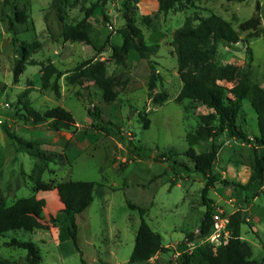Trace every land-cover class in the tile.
Masks as SVG:
<instances>
[{
	"label": "rangeland",
	"instance_id": "374dc122",
	"mask_svg": "<svg viewBox=\"0 0 264 264\" xmlns=\"http://www.w3.org/2000/svg\"><path fill=\"white\" fill-rule=\"evenodd\" d=\"M93 3L101 6L87 17ZM257 4L264 30V0H182L167 12L160 10L159 0H0V206L35 193L46 198L44 214L50 222L48 230L0 235V264H28L27 251L10 245L13 237L38 245L39 264H127L141 222L138 207L145 210L144 218L161 233L167 248L156 259L181 264L184 254L210 243L209 234L199 232L208 204L229 215L244 214L241 238L252 246L253 259L264 264V180L248 185L256 146L253 138L259 133L257 114L250 100L244 99L236 122L252 142L222 130L194 145L199 153L216 152L211 171L216 184L204 199L207 180L186 155L187 133L195 132L201 116L213 109L190 99L177 100L183 82L173 46L175 30L189 17L216 13L238 28L255 14ZM18 11H25V21L16 20ZM132 18L144 31L146 44L157 49L148 58L133 50L127 64L118 65L111 46L122 43L118 30ZM83 19L90 43L67 36V27ZM11 21L17 43L12 40ZM19 60L24 70L15 79ZM85 60H92L90 66L103 62L108 74L128 80L117 87L114 101L106 102L102 89L77 69ZM216 61L249 66L251 80L264 87V31L237 43L220 44ZM48 63L64 73L60 96L42 86L43 66ZM150 65L159 78L152 90ZM219 83L227 88L234 84ZM28 105L39 111L62 106L73 114L75 127L52 130L47 123L25 121L19 113L26 112ZM96 106L100 119L88 113ZM101 121L117 126L105 132ZM170 151L175 153L172 159ZM38 178L47 184L95 182L94 201L77 216L78 247L66 238L68 222L57 189L36 190ZM222 179L243 186L225 185Z\"/></svg>",
	"mask_w": 264,
	"mask_h": 264
},
{
	"label": "trees",
	"instance_id": "16d2710c",
	"mask_svg": "<svg viewBox=\"0 0 264 264\" xmlns=\"http://www.w3.org/2000/svg\"><path fill=\"white\" fill-rule=\"evenodd\" d=\"M181 1L159 0V8L161 11L167 12ZM97 6L101 5L93 3L86 10V16L89 17ZM26 19L27 14L25 11H18L16 20L23 22ZM148 19L149 17L145 16L144 20ZM87 26L85 19L74 27L68 26V38L73 41L84 40L90 43L91 38L86 31ZM10 29L13 32L12 40L17 43V31L14 28L13 21H11ZM263 31L259 4H257L255 14L240 22L238 28H235L230 21L221 15L213 13L209 16L189 17L174 32L173 46L177 56L179 74L183 82L177 100L190 99L213 109L211 113L201 116L200 125L195 132L187 133L189 148L186 155L194 161V170L207 180L206 186L202 190L204 199H206L209 188L216 184V176L211 174L216 152L199 153L195 150L194 145L199 140H206L218 135L222 130H228L237 139L252 142L246 132L240 130L236 122L242 111V102L247 98L257 114L259 129V133L253 138V143L256 146L254 148L253 169L248 185L253 184L255 181L264 180V87L251 80L249 66L241 68L236 65H222L216 61L220 44L237 43L244 39L260 36ZM118 32L121 34L123 41L121 44L111 46L112 58L118 65H126L128 56L133 50L142 58H148L157 49V46L146 44L144 31L134 18L129 20L127 26L119 28ZM91 62L92 60H85L78 65L77 69H82L84 75L88 76L102 89L103 99L106 102L114 101L119 94L117 87H124L128 80L123 79L122 75L108 74L103 62L91 64L90 66ZM30 64H36V62L31 60ZM88 64L89 66L86 67L89 68H84ZM150 66L152 71L148 87L152 90L159 78L158 72L152 65ZM23 70L24 62L19 60L14 68L15 79H18ZM63 74L54 63L45 64L41 75L42 86L52 89L57 96H60L59 80ZM220 80L231 81L234 84L232 87L227 88L219 83ZM25 111L19 113L20 118L32 123H47L52 130L72 131L76 124L73 114L62 106H54L39 111L28 105L25 106ZM88 113L96 119L101 118L98 106L93 110L89 109ZM116 126L117 124L112 121L100 122V129L105 132H110ZM170 153L168 157L172 159L175 153L173 151H170ZM173 162L176 166H182V163L178 160ZM221 182L225 185L243 186L227 179H222ZM35 189H57L68 222L66 238L72 239L78 247L77 216L94 201L95 182L92 180H67L47 184L38 178ZM45 205L46 198L38 197L33 193L30 196L18 198L10 205L0 206V235L15 230L30 232L48 230L50 222L45 218ZM132 207L136 208L134 205ZM137 209L141 213V222L127 264H144L157 253L167 249L163 244L161 233L154 230L144 218L145 210L141 207ZM215 210L214 207L208 204L199 225L201 235H207L211 232ZM244 222L245 216L241 211L230 214L231 238L217 247L211 243L201 245L194 253L184 254L181 264H198L197 262L203 264H258L257 260L252 257V246L241 238V226ZM192 236L193 234L189 235L190 238ZM9 243L27 251L26 260L28 264H39L40 250L34 241L13 237Z\"/></svg>",
	"mask_w": 264,
	"mask_h": 264
},
{
	"label": "built area",
	"instance_id": "2783aa9c",
	"mask_svg": "<svg viewBox=\"0 0 264 264\" xmlns=\"http://www.w3.org/2000/svg\"><path fill=\"white\" fill-rule=\"evenodd\" d=\"M231 236L232 228L230 226V215L226 214L222 209H216L213 213V225L211 232L207 237L208 241L217 247L222 243H226ZM176 253L179 254L180 252L176 251ZM176 253L175 256L177 255ZM158 254L159 253L150 258L144 264H166V262L162 261L163 259H156L158 258Z\"/></svg>",
	"mask_w": 264,
	"mask_h": 264
}]
</instances>
